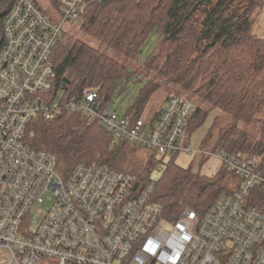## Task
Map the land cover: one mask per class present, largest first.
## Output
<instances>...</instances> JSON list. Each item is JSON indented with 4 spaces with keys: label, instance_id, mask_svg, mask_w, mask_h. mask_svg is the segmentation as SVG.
<instances>
[{
    "label": "built area",
    "instance_id": "2783aa9c",
    "mask_svg": "<svg viewBox=\"0 0 264 264\" xmlns=\"http://www.w3.org/2000/svg\"><path fill=\"white\" fill-rule=\"evenodd\" d=\"M63 0L55 15L35 0L7 2L0 50V264H264V213L248 204L264 190L257 155L217 152L221 166L242 183L200 216L187 209L176 222L152 202L157 181L134 192L130 175L82 164L69 178L56 158L26 144L33 120L62 112L96 121L113 144L128 142L159 159L189 154L194 102L173 95L154 119L134 120L102 107L99 94L53 95V54L72 28L85 24L90 2ZM56 20H53V19ZM202 147L196 156L209 157ZM162 165V164H161ZM164 171V165L160 166ZM171 227L166 231L165 227Z\"/></svg>",
    "mask_w": 264,
    "mask_h": 264
},
{
    "label": "trees",
    "instance_id": "16d2710c",
    "mask_svg": "<svg viewBox=\"0 0 264 264\" xmlns=\"http://www.w3.org/2000/svg\"><path fill=\"white\" fill-rule=\"evenodd\" d=\"M13 1L0 0V50L3 12L7 2ZM45 1L57 11L63 2ZM262 6V0L90 2L82 14L86 36L68 37L66 45L54 51L56 80L52 94L73 97L95 91L102 107H110L122 82L135 74L114 53L129 62H139L147 39L156 31L158 42L144 68L168 83L172 93L147 118L157 117L173 95L194 102L195 112L187 126L190 140L209 114L203 104H210L232 121L221 126L223 118L216 117L205 143L210 146L216 136V152L257 154L264 167V38L253 32L255 14ZM161 87L160 81L148 78L124 116L142 119ZM243 125L254 128L256 133ZM25 141L31 148L53 155L56 171L65 179L79 165L103 166L132 176L136 193L164 165L152 202L162 207V218L167 222H176L187 209H195L203 216L216 197L233 194L220 174L210 177L178 166V154L171 160L159 159L155 153L128 142L113 144L105 127L71 112H62L50 122L33 120ZM248 204L264 213V190H253Z\"/></svg>",
    "mask_w": 264,
    "mask_h": 264
},
{
    "label": "rangeland",
    "instance_id": "374dc122",
    "mask_svg": "<svg viewBox=\"0 0 264 264\" xmlns=\"http://www.w3.org/2000/svg\"><path fill=\"white\" fill-rule=\"evenodd\" d=\"M39 6L47 13L55 15L56 11L53 6H50L48 2L45 0H35ZM263 6L257 10L255 14V22L253 25V32L259 38H264V0ZM53 20H56L55 18ZM85 24L82 27H75L72 28L69 32V37H85ZM158 42V35L157 32L154 31L150 34L149 38L147 39L143 53L140 55L139 62H129L127 59L120 54L114 53V56L119 60L127 63L130 66L131 71H134L135 74L129 78L127 81L126 79L122 82L117 94L114 96L112 104L110 108L114 110L119 116L125 115L126 111L129 107L135 102L137 99L140 89L144 87L148 78L155 79L162 83V87L155 93L151 101L149 102L145 112L144 117L147 118L148 116L153 115L156 111L159 110L161 103L163 102L166 95L171 92L168 89V83L161 80L157 75L150 73L144 68V62L148 59L150 54L155 49ZM120 89H123L121 92ZM172 93V92H171ZM173 93L177 94V91ZM186 95V94H185ZM187 96V95H186ZM205 110L209 112L206 122L200 128H197L192 135L190 136V148L194 152L192 155L189 154H179L176 156V164L186 169H192L194 172H200L202 175L213 177L217 174H220V177L223 178V184L227 187L229 191H235L239 188L242 183L241 178L234 176L231 172L227 169H222L221 162L218 159L217 152L214 150V144L216 140V136L211 142L210 146L207 145L206 137L210 130L213 127L214 120L216 117H222L223 121L221 126L226 125L228 122H231L232 119L227 116H222L218 110L214 109L210 104H203L202 106ZM247 131L252 134H255L256 131L254 128L243 125ZM209 146V147H208ZM202 147H205L206 150L213 151V155L211 154L208 158L201 159L200 156H196L195 152L200 150ZM165 159H172V155H169ZM162 172L158 169L153 173L152 180L159 181ZM166 231H171V227H165Z\"/></svg>",
    "mask_w": 264,
    "mask_h": 264
},
{
    "label": "bare ground",
    "instance_id": "6f19581e",
    "mask_svg": "<svg viewBox=\"0 0 264 264\" xmlns=\"http://www.w3.org/2000/svg\"><path fill=\"white\" fill-rule=\"evenodd\" d=\"M164 217V216H163Z\"/></svg>",
    "mask_w": 264,
    "mask_h": 264
},
{
    "label": "crops",
    "instance_id": "0c3cea01",
    "mask_svg": "<svg viewBox=\"0 0 264 264\" xmlns=\"http://www.w3.org/2000/svg\"><path fill=\"white\" fill-rule=\"evenodd\" d=\"M220 161V160H219Z\"/></svg>",
    "mask_w": 264,
    "mask_h": 264
}]
</instances>
